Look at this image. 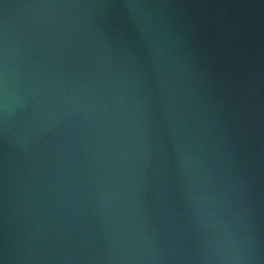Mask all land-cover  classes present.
<instances>
[{"label":"water","instance_id":"1","mask_svg":"<svg viewBox=\"0 0 264 264\" xmlns=\"http://www.w3.org/2000/svg\"><path fill=\"white\" fill-rule=\"evenodd\" d=\"M4 264H264V0H0Z\"/></svg>","mask_w":264,"mask_h":264},{"label":"clouds","instance_id":"2","mask_svg":"<svg viewBox=\"0 0 264 264\" xmlns=\"http://www.w3.org/2000/svg\"><path fill=\"white\" fill-rule=\"evenodd\" d=\"M8 109V96L7 89L5 88L4 95L0 98V111L7 112Z\"/></svg>","mask_w":264,"mask_h":264},{"label":"snow or ice","instance_id":"3","mask_svg":"<svg viewBox=\"0 0 264 264\" xmlns=\"http://www.w3.org/2000/svg\"><path fill=\"white\" fill-rule=\"evenodd\" d=\"M0 264H4V262H3V260H2V259H0Z\"/></svg>","mask_w":264,"mask_h":264}]
</instances>
